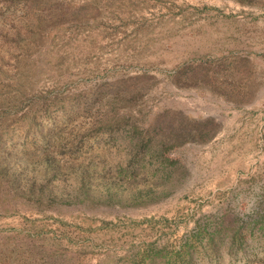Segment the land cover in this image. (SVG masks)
<instances>
[{
  "label": "rangeland",
  "instance_id": "rangeland-1",
  "mask_svg": "<svg viewBox=\"0 0 264 264\" xmlns=\"http://www.w3.org/2000/svg\"><path fill=\"white\" fill-rule=\"evenodd\" d=\"M64 3L94 6L81 11L91 13L83 26L76 21L55 27L46 11L37 22L34 11L25 20L20 10L5 18L13 20L7 29L14 35L18 29L25 35L24 24H40L46 31L43 44H31L37 45L29 56L33 88L80 93L103 81L126 79L143 86L144 95L136 106L119 108L118 115L130 117L126 134L115 131L100 141L105 151L84 152L92 157L83 159L94 160L85 165L88 196L78 156L68 152H55L60 169L49 183L42 154L29 156L28 173L18 186L0 181V254L8 252L11 261L0 264H110L149 247L178 249L198 225L218 220L233 225V219L237 225L250 223L246 256L237 263L264 264V0L252 5L235 0ZM239 64L244 84L234 92L229 82L239 80ZM222 70L227 76L218 74ZM6 80L2 75L0 81ZM157 114L165 117L160 122L165 130L182 117L186 124L196 119L205 125L208 140L184 141L171 153L174 164H159L144 148L137 158L146 162L129 169L130 152L140 146L139 137L131 141L130 124L142 130ZM85 116L76 123L77 134L112 121L110 115ZM159 137L151 141L156 152ZM125 168L126 176L120 173ZM105 180L116 185L111 205L103 199ZM256 218L262 220L255 223ZM224 243L222 252L228 253L231 244Z\"/></svg>",
  "mask_w": 264,
  "mask_h": 264
},
{
  "label": "trees",
  "instance_id": "trees-1",
  "mask_svg": "<svg viewBox=\"0 0 264 264\" xmlns=\"http://www.w3.org/2000/svg\"><path fill=\"white\" fill-rule=\"evenodd\" d=\"M235 1L246 5L256 3V0ZM93 6L83 3L72 7L70 3L65 4L64 0H0V78L2 79L3 75L7 79L5 82L0 81V181L5 178L14 186H18L20 179L28 173L29 156L42 154L39 158H43L42 162L44 165H41L45 170V179L49 183L60 169L59 157L55 152L57 151L58 153L60 151L62 154L68 152L70 156H78V167H80L78 172L81 174L80 180L81 183L83 182L84 187L86 186L85 192H87L88 196L90 186L84 180L90 179V176L85 165L90 164L94 160L83 159V156L92 157V155H84V152L99 151L98 149L105 151L106 148L100 144V141L115 131V135L119 131H121L120 135L128 132L125 129V124L130 117H124L123 114L122 116L118 115L119 108L126 105L134 107L139 104V99L144 95L143 86H136V83H129L128 80L121 79L115 82L103 81L100 84H96L97 86L93 89L80 93L64 94L63 92H41L35 90L33 88V70L32 66L30 67L29 65V56L32 55L31 50L33 53L37 45L33 47L31 44L35 41H37V44H43L47 36L45 34L46 31L37 23L34 28L30 24H24V36L27 37H24L19 29L14 35L13 31L7 29L14 23L13 20L5 22L6 16L17 10L22 12L23 20L28 17L29 11H34V14H37L35 22L46 11L45 15L49 16L48 21H53L55 27L64 22L76 21H79V23L83 22V26L84 22H87V19L90 18L91 13L86 15L81 13V11ZM71 9L73 11L79 9L80 13L75 14ZM100 20L96 18V21ZM43 21L41 19V24ZM217 64L220 67L223 66L222 63L217 62ZM207 68L209 69L210 67L207 66ZM234 69L238 73L241 71V75L238 74L240 76L239 80L236 82L230 81L229 84L234 87L232 90L237 92L240 86L244 84L242 80L244 74L241 67L240 71L236 67ZM10 72L12 75L8 74ZM222 73L223 70L218 72V74ZM223 75L227 76L226 74ZM225 79L228 80V77ZM177 82H180V79ZM130 88H134V91L132 92ZM243 94H247L246 91ZM105 108L106 112H104ZM168 113H170L169 110H166L165 115ZM85 114L91 116V119L96 118L100 114L103 116L110 115L112 116V121L111 119L105 122L100 121L93 124L96 129L77 134L74 131L76 123L80 119H87ZM172 114L175 115V112H172ZM176 116L180 118L177 112ZM163 118H165L163 115L157 114L152 119L149 127H145L142 130L138 129V125L135 123L132 122L130 124L132 131L130 133L133 134L131 141L133 142L134 137H139L138 144L140 146L135 144V148L130 152L132 158L127 163L129 169L133 163L140 165L141 162H146L145 157H143L141 162L137 158L144 148L148 152H152V156L157 159L159 164H174L176 162L170 159L171 153L184 141L205 142L208 140L203 133L205 125L194 121L196 119H191L192 122L188 121V123H192L190 125L186 124L185 118L182 117L180 120H176L178 122H172L171 128L168 127V130H165L160 124V122H163ZM123 128L124 130H122ZM157 135L164 137L163 142L162 138L159 137L161 142L160 152L154 151L153 147H151V141ZM180 137L185 139L179 140ZM91 140L99 141V147L89 144ZM141 166H144V164ZM120 173L126 176V168L121 169ZM132 174L134 175L135 173L132 171L130 175ZM34 181L35 179L32 180V182ZM123 181L116 184L121 186ZM114 186L116 185L110 180H105L102 183V189L104 187L103 190L105 191L106 188V192L103 195L105 196L103 199L106 205H111L114 202V198L112 200L111 197L117 196L115 191H113ZM139 190L143 189L140 188ZM41 191L43 190L41 189ZM152 198L155 197L153 196ZM261 220L262 218L254 219L255 223ZM218 221L216 225L211 223L203 226L198 225L195 231L191 232L182 241L178 249H154L149 247L137 252L134 256L128 255L127 260H125L126 257L119 260L113 259L110 264H238L237 262L242 260L243 256H246L245 252L248 249L246 236L250 230L248 227L250 223L240 220L241 223L237 225V220L233 219L232 223H235L233 225L237 226L235 227L230 225V223L226 224L224 222L218 225ZM224 242L231 244L228 253L222 252L221 245ZM240 251L242 254H239ZM7 253L0 254V261L6 260L11 263L10 256ZM226 255L230 257L228 262L224 259Z\"/></svg>",
  "mask_w": 264,
  "mask_h": 264
}]
</instances>
